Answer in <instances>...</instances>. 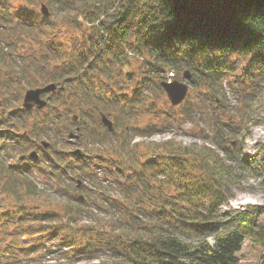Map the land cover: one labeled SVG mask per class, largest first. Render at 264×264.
<instances>
[{"label": "trees", "instance_id": "obj_1", "mask_svg": "<svg viewBox=\"0 0 264 264\" xmlns=\"http://www.w3.org/2000/svg\"><path fill=\"white\" fill-rule=\"evenodd\" d=\"M39 1L56 16L45 17ZM230 55L246 58L241 75L255 96L264 0H0V264H29L55 245L63 259L55 264H240L246 242L264 247V237H254L264 205L220 210L231 195L228 178L255 164L243 155L245 124L211 113V103L223 102ZM186 70L200 94L198 103L187 95L185 119L196 125L208 115L212 134L198 136H212L214 147L145 141L170 131L155 90L165 92L161 82ZM50 83L46 106L24 110L26 86ZM147 114L156 120L144 121ZM102 115L114 118L113 130ZM72 126L87 144L83 155L53 142L47 156L20 160L53 130ZM33 167L53 179L61 200L38 189ZM78 189L83 198L72 194Z\"/></svg>", "mask_w": 264, "mask_h": 264}, {"label": "rangeland", "instance_id": "obj_2", "mask_svg": "<svg viewBox=\"0 0 264 264\" xmlns=\"http://www.w3.org/2000/svg\"><path fill=\"white\" fill-rule=\"evenodd\" d=\"M43 3H46V1H44ZM41 4L42 2L39 1V8ZM39 8L38 10H40ZM50 10L51 14H53V16H56V10L52 8ZM84 24L89 25L86 21L84 22ZM131 61L133 68L137 69V66L141 65L137 57L132 58ZM228 63L231 65L229 69L230 71L228 75L224 76L221 82V92L219 93V96L223 97V102H221V104H217L214 102L211 103V113L219 117H223L224 114H229L230 117H232L233 119L235 118L238 122H241V126L245 124L248 134H242L243 155L251 157V160L255 163L252 167L247 166L246 168H236L234 171V178H228V187L231 195L222 204L220 210L234 212L245 210L251 205H264V75L260 73L259 76H257V82H259L260 87L257 88L258 92L255 93L254 96L250 92L253 87L250 83V80H243L245 78H243L241 75V71L246 68V58L242 55H230ZM139 73L141 74V72ZM3 77V73L0 72V79H3ZM177 80L186 82V80L183 78L182 72L179 79ZM26 87V90L33 88L30 86ZM26 90L23 91V97ZM148 93H151L150 88L148 90ZM155 93L156 94H154L153 97L157 102L156 111L158 112L159 118L162 117L163 119H166V124L168 125L167 129H169L170 131L156 133L152 138L145 139V141H164L170 138H174L176 139V141L181 142L190 147H200L203 144L214 147L211 144L212 136L211 138H209L208 142H205V139H201L198 136L201 129H204L205 132L209 135L212 134L210 133L211 125L208 122V115H206L207 120H204L203 118H198L197 123L195 125L194 122L185 119V114L183 113L185 105L188 104L187 100L177 106H173L170 103V100L168 99V96L165 92L161 93L158 90H155ZM199 94L200 93L198 90H193L191 85H189V102L198 103L197 101L199 100ZM50 96L51 95H48L46 92L42 97L44 99H48ZM23 97L21 102L23 101ZM0 98H2L1 95ZM203 105L205 106L204 111H206V104ZM166 110L174 112L176 114V117L174 116V113H172L171 115L175 118L172 116L168 117L165 112ZM179 110H181V114ZM36 115L37 114L34 112L33 116ZM30 116L32 117V115ZM197 117L198 116H196V118ZM110 119L114 122V118L112 116ZM163 119L160 118V120L162 121ZM243 119H246V122L242 121ZM149 120H156L154 114H147V116L144 117V121ZM98 127L99 129H101L100 126ZM74 129L75 126H72L71 129H67L66 132H63L62 130H53L52 132H50L49 135L43 137L41 140H45L50 143L54 142V146L58 147L61 151H72L71 145L67 143V135L68 132H71L69 130ZM140 140L142 139L136 138V141ZM80 144L81 149L85 151L87 148V144L84 139L80 141ZM36 150L39 151L42 156H47V154L51 151L50 148L43 149L42 147H39ZM30 177L34 180L38 189H43L47 194L53 196L54 201L62 199V194L60 192H56L55 190V184L53 179L46 175V173L42 169L38 167H33L30 173ZM76 180H80V183H82L83 181L82 177L80 176H75L74 183ZM85 184H87L86 181H84V185ZM80 190L81 189L72 191V194L74 196L83 195V192H81ZM98 214H100V216L102 217L105 216L103 213ZM82 221L83 223L87 224L91 223V220L88 216H85ZM258 223V229H260L261 235H259V232L256 229L254 231V237H264V214L259 217ZM208 241L210 243L214 242L213 238L211 237L208 238ZM21 243L28 245L30 241L23 239ZM252 245L253 244L251 242H246L244 244L243 250L241 251L240 255L242 260L240 264H261V257L264 253V247H259L256 245V248ZM54 248L56 249L55 251L47 252L45 254H42L40 251H35V253L32 254V258L34 260L29 264L57 263V261H59L62 257L60 256V253L57 250L58 247H56L55 245ZM62 261L63 259L60 260V263H63ZM97 261L98 260H76L70 264H92ZM64 264L68 263L65 262Z\"/></svg>", "mask_w": 264, "mask_h": 264}, {"label": "water", "instance_id": "obj_3", "mask_svg": "<svg viewBox=\"0 0 264 264\" xmlns=\"http://www.w3.org/2000/svg\"><path fill=\"white\" fill-rule=\"evenodd\" d=\"M40 11L45 17L50 16V11L49 8L45 3H42L40 6ZM191 76V73L189 70L184 71L183 73V78L185 80L189 79ZM161 86L163 87L165 93L168 96V99L170 100V103L173 106H177L181 104L189 90V85L186 82H182L180 80H172V81H162ZM56 89L55 83H50L47 84L43 87H36V88H31L26 90L24 97H23V102H22V107L24 110L29 111L33 107L37 108H44L47 104V101L41 97V94L46 92V91H54ZM75 118H77L75 116ZM102 123L107 126V128L111 131L113 130V121L106 115H102ZM79 130V127L77 128ZM70 137L78 138V135L74 134L73 132H70L69 134ZM41 144L47 148L49 147L50 143L48 141L42 140ZM76 154H82L80 149H75L74 151ZM29 155L31 157L36 158L37 157V152L35 150H32ZM25 158L24 155L20 156V160H23ZM78 185H80V180H78ZM80 198H83L82 195H80Z\"/></svg>", "mask_w": 264, "mask_h": 264}, {"label": "flooded vegetation", "instance_id": "obj_4", "mask_svg": "<svg viewBox=\"0 0 264 264\" xmlns=\"http://www.w3.org/2000/svg\"><path fill=\"white\" fill-rule=\"evenodd\" d=\"M42 96H43V94H42ZM78 127L77 126H75V129L74 130H69V131H73V133L74 134H76V135H78L79 136V134H78V131L80 130H78L77 129ZM69 133L70 132H68V135H67V143L69 144V145H71V148H72V151L74 150V149H76V148H81L80 146H81V144H80V139L79 138H74V137H70L69 136ZM10 150L12 151V136H11V139H10ZM38 152V154H40L39 153V151H37ZM9 165H10V167H12V152H11V157H10V160H9Z\"/></svg>", "mask_w": 264, "mask_h": 264}]
</instances>
